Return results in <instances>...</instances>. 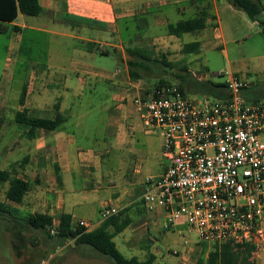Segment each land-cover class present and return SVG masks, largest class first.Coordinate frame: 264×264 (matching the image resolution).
<instances>
[{"label":"crops","instance_id":"1","mask_svg":"<svg viewBox=\"0 0 264 264\" xmlns=\"http://www.w3.org/2000/svg\"><path fill=\"white\" fill-rule=\"evenodd\" d=\"M39 1L42 8L39 16L20 14L11 24L20 27L21 31L11 33L15 43L9 48L8 63H13V72L7 82L9 85L15 79L18 65L25 67L24 72H30L20 96L21 100L24 95V103L19 100L17 107L12 106L11 86L0 90V170L15 172L31 183L23 204L1 202L4 209L0 210V229H5L11 250L8 255H0V264H41L50 254H54L51 264H70L76 258L94 257L91 247L78 246L74 240L60 244L56 239H48L44 231L27 227L23 219L36 213L47 214L54 218V228H57L60 216L68 214L74 226L80 221H88L92 225L89 231H92L102 224L100 213L106 204H111L119 213L126 210L125 217L131 219L129 227L118 235L122 243L132 251L138 249L144 256L146 251L141 240L145 236L152 243L149 253L154 254L156 238L152 231L161 221L164 229L166 218L161 210H151L146 206L143 200L145 186L141 192L137 188L145 181L140 183L137 177L139 169L135 170L123 160L132 154L131 149H125L128 148V130L133 127L130 126L132 110L129 105L138 91V84L129 76V63L133 59L128 50L144 48L140 45L152 38L158 41L156 34L163 30L167 40L180 41L184 46L192 43L185 40V36L193 34V42L201 44L199 52L193 53L196 55L203 48L220 47L224 39V18L229 19L236 33L242 28L238 17L249 31L257 35H261L259 23L240 17L241 10L236 9L230 0ZM186 15H190L189 19L205 15L206 28L181 37L169 35L168 26L184 21L177 20V17ZM141 30L145 31L144 34L137 32ZM31 34L48 36L47 50L42 51L41 60L20 61ZM91 43L97 46L89 50L87 45ZM96 47L110 53L112 51L108 47L118 50V69L113 73L97 71L96 56L100 53ZM191 60L199 59L194 56ZM263 83L250 84L245 92L249 101L264 100ZM108 84L111 85L114 107L107 110L103 142L105 145L111 143L112 148L94 150L83 147V143L95 141L96 134L92 130L93 123L84 119L87 114L78 109L83 106L80 101L88 98L91 106L97 87ZM57 104L67 118L58 130L40 129L30 139V127L16 122L17 113L24 111L31 117L54 120ZM163 147L161 132L158 141L160 152H163ZM110 149L119 152L116 163L109 159ZM86 150L88 152H84ZM19 155L24 157L23 161L14 158ZM23 162L27 164L25 167ZM115 167L119 174L114 171ZM167 167L148 178L161 176ZM125 170L127 174L123 173ZM79 184L81 187H76ZM1 185L7 186V192L9 183ZM20 228L28 231H17ZM17 234L18 238L23 236L26 239L27 246L22 247V254L18 252Z\"/></svg>","mask_w":264,"mask_h":264},{"label":"built area","instance_id":"2","mask_svg":"<svg viewBox=\"0 0 264 264\" xmlns=\"http://www.w3.org/2000/svg\"><path fill=\"white\" fill-rule=\"evenodd\" d=\"M225 78V99L210 95L190 99L172 84L147 95L137 91L135 110L146 126L162 131L164 156L170 162L161 176L145 181L143 200L149 209L164 213L165 230L176 223L188 224L200 246L249 243L260 253L264 244V100L246 98L247 79L233 73ZM118 214L106 204L100 220ZM78 226L92 228L88 221ZM51 234H56V228ZM53 257L50 254L41 264H51Z\"/></svg>","mask_w":264,"mask_h":264},{"label":"rangeland","instance_id":"3","mask_svg":"<svg viewBox=\"0 0 264 264\" xmlns=\"http://www.w3.org/2000/svg\"><path fill=\"white\" fill-rule=\"evenodd\" d=\"M239 15H241L240 17L249 19L248 15L243 11H240ZM189 18H191L190 15H186L177 17V20H187ZM237 20L242 24V28L238 33L232 29L229 19L224 18L222 24L224 39L221 41L220 47L203 48L196 55L184 53V45L180 41L173 42L167 40V35L164 31H158L156 34L158 41H154V38H152L140 45L144 46L143 49L146 50L144 54L149 60L143 61L145 63L144 69H134L138 74V78L133 79L129 70L131 80L138 84V91L142 95H147V92L154 91L161 81H166L169 84L183 87L187 97L194 99L204 97V93L199 89L201 82L209 80L214 83H222L225 81V74L227 73H233L247 79L252 86H256L261 81H264V37L249 31L243 22L239 20V17ZM137 32H143L144 34L145 31L141 30ZM28 39L20 61H28L29 59L41 60L43 56L42 51L47 50L48 36L31 34L28 36ZM185 40L193 42L195 41V37L193 34L186 35ZM76 42L74 41V43ZM14 43L15 40L11 34H0V90L11 86V104L17 107L24 82L30 72H24L25 67L18 65L17 71L19 72L16 71L15 79L8 85L7 81L13 72V63L11 65L8 63V53L9 48ZM108 49L112 51L109 56L101 54L96 56V70L99 72L113 73L120 66V61L113 54L112 48L108 47ZM194 56L199 60H191ZM131 59L134 58L132 57ZM12 61H14V58H12ZM194 72L199 77H205V79L200 81L199 77L194 76ZM210 97L213 96L210 95ZM87 100L88 98H85V100L80 101L83 102V106L78 109L83 110L87 114L84 117L86 122L91 121L93 123L92 130L96 134V138L95 141L85 142L81 146L93 148L94 150H104L107 147L112 148L111 143L105 145L103 142V127L107 122L109 114L107 110L110 107H114L111 85L97 87L91 101V106ZM129 109L132 110V123H130V126L133 127L128 130V148L125 149H131L132 154L127 155L123 160L135 167V170L139 169L138 181L143 183L149 176L160 173L170 162L164 156V150L160 152L158 149V141L162 131L156 127L146 126L144 120L136 112L133 102L129 105ZM74 110L77 109L74 108ZM110 150L111 155L109 159L116 163L119 152L116 149ZM84 152H88V150ZM14 158L23 161L24 157L19 155V157L14 156ZM103 159L104 157H102ZM25 163L23 162L24 167L27 165ZM114 171L118 172V174L120 173L117 167L114 168ZM123 173L127 174L126 170ZM144 186L146 189L144 183L139 184L137 187L138 191H143ZM76 187H81V184ZM6 188L7 186L0 184V202H8L5 196ZM101 195H104V192H101ZM15 216L18 215L16 214ZM18 230L21 232L28 231L23 228ZM4 231L5 229H0V255H8L11 250ZM152 233L156 238L154 247L155 264H200V259H204V264H206L212 247L198 245V237L188 224L184 222L176 223L171 229L166 231L163 229V221H161ZM44 235L48 238L45 233ZM16 240L17 244L20 243L17 245L20 248L18 252L22 254V250H24L22 247L27 246L25 243L26 239L23 236L18 238L17 234ZM141 241V246L146 251L144 256L140 255L138 249L132 251L127 245H124L121 241V236L115 238L119 250L125 257L132 258L138 256L140 260H146L152 249V243L145 236ZM92 251L95 253L94 257H90L89 259L76 258L70 264H117L114 260L100 254L96 250L93 249ZM173 252H178V254H173ZM256 261L257 264H264V244L260 253H256Z\"/></svg>","mask_w":264,"mask_h":264},{"label":"trees","instance_id":"4","mask_svg":"<svg viewBox=\"0 0 264 264\" xmlns=\"http://www.w3.org/2000/svg\"><path fill=\"white\" fill-rule=\"evenodd\" d=\"M230 2L236 9L245 12L250 20L259 23L261 36L264 37L263 0H230ZM41 12L42 8L39 0H0V34L19 33L21 31L20 27L11 26V24L17 21L20 14L37 17ZM206 25L207 17L205 15H200L189 20L170 24L168 26V33L171 36L181 37L187 33L199 32L205 29ZM95 46L97 45L92 43L88 44L87 49L90 50ZM200 46L201 44L199 42H192L186 44L183 51L186 54L198 53ZM96 48L101 55L108 56L111 54L109 51H105L100 47ZM144 51L146 50L143 48L128 50L129 56L135 59L131 60L129 63L130 75L133 79L138 78V74L134 69H144L145 63L143 61L149 60L144 54ZM113 54L120 61L118 50L113 49ZM166 85H169V83L161 81L156 89H160ZM199 85V89L204 95H211L220 99L226 98V85L224 82L214 83L207 80L201 82ZM179 87L185 93L183 87ZM20 102L21 104L24 103V95H22ZM55 111L56 118L54 120L31 117L26 111L18 112L16 115V122L21 125L29 126L30 131L28 132V137L33 139L38 130L55 131L66 122L67 118L60 111V106L58 104L55 105ZM6 183H9V188L6 192L7 201L23 204L26 195L31 190V183L18 177L15 172L0 170V184ZM3 205L4 204L0 202V210L4 209ZM126 212L125 210L118 215L110 217L92 231H88L86 228L78 225L74 226L72 217L68 214H62L54 236L51 234V230L54 227V218L47 214L36 213L29 215L27 218L23 219V221L30 229L44 231L48 238L56 239L60 244L74 240L76 245L89 246L100 254L111 258L117 264H155L156 256L152 253H149L146 260H140L138 257L127 258L117 247L114 239L124 232L131 224V219L125 217ZM199 262L200 264H204V259H200ZM206 264H257L256 249L249 243L239 246H233L231 244L214 246L208 254Z\"/></svg>","mask_w":264,"mask_h":264}]
</instances>
